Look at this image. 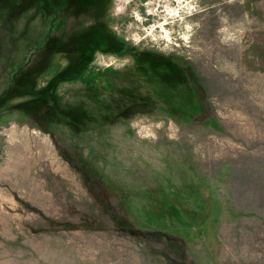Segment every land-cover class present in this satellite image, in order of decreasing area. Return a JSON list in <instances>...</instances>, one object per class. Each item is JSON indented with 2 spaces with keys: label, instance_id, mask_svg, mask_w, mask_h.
<instances>
[{
  "label": "rangeland",
  "instance_id": "374dc122",
  "mask_svg": "<svg viewBox=\"0 0 264 264\" xmlns=\"http://www.w3.org/2000/svg\"><path fill=\"white\" fill-rule=\"evenodd\" d=\"M0 264H264V0H0Z\"/></svg>",
  "mask_w": 264,
  "mask_h": 264
}]
</instances>
